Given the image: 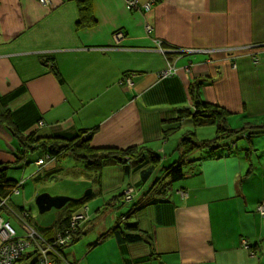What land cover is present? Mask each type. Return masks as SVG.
<instances>
[{
	"label": "crops",
	"instance_id": "crops-1",
	"mask_svg": "<svg viewBox=\"0 0 264 264\" xmlns=\"http://www.w3.org/2000/svg\"><path fill=\"white\" fill-rule=\"evenodd\" d=\"M91 1L95 25L79 29L77 0H0V115L10 113L26 135L94 131V147L146 146L162 160L155 168L131 162L105 168L99 182L86 176L94 182L84 208L85 236L92 237L55 264H264V216L257 211L264 166L253 165L249 134L250 156L235 141L224 151H196L183 180L165 191L156 186L154 203L129 209L161 170L165 176L180 161L178 144L193 126L176 119L192 107L195 80H205V101L231 113L230 127L237 120L233 130L264 125V0H157L150 11H130L127 0ZM119 32L123 38L116 39ZM169 67L176 73L160 78ZM196 134L215 137L213 128ZM18 149L13 132L0 124V163H13ZM40 157L32 170L12 169L11 176H22L21 189L53 170L55 161L39 168ZM37 187L18 210L28 211L42 194ZM125 193H132L130 201ZM101 209V221L93 220L90 214ZM126 223L148 237L119 244L112 233Z\"/></svg>",
	"mask_w": 264,
	"mask_h": 264
},
{
	"label": "trees",
	"instance_id": "trees-1",
	"mask_svg": "<svg viewBox=\"0 0 264 264\" xmlns=\"http://www.w3.org/2000/svg\"><path fill=\"white\" fill-rule=\"evenodd\" d=\"M77 2L80 15L77 24L78 28L93 27L96 21L93 17L92 1L77 0ZM204 83L205 80L202 79L195 80L191 83L190 92L192 96V107L180 111L176 119H190L193 126L191 130L184 133V136L178 144L180 161L175 162L165 169L164 179H158L144 195L143 199L138 202H133L129 208L130 213L133 211L139 212L146 206L154 203L153 201L156 199H153V194L156 186H161V190L165 191L167 189L166 187L169 188L173 183L183 180L187 175L184 168L187 164L191 163L189 158L196 151L205 150L208 151V153L217 152V150L222 148H231V145L234 143L232 140L233 137L239 140L246 134H249L248 136L264 134V125L233 130L229 126V117L231 113L224 107L209 103L202 98L201 87ZM0 124L5 125L11 130L19 142V149L15 156V161L8 164L0 163V199L9 198L7 200L8 203L11 200L13 191L15 189L20 190L23 185L20 179L18 180L11 176L10 173L13 171L12 169L28 166V164L31 163L30 161H32L30 158L33 155H37V153L42 154L39 160L44 161L42 165H38L39 168H43L45 164L57 161L61 157L71 156L74 160L83 164L84 170L89 173L88 175L94 174V182H99L101 173L105 168L117 164H127V162H131L136 164L137 168L146 165H151L155 168L162 160L161 156H158L146 146H132L126 149L94 147L91 144L94 131H80L76 135L68 138L62 136L40 137L37 133L26 135L18 129L10 113L0 115ZM198 128H213L215 137L210 140H199L196 134V129ZM246 151L249 156L254 152L251 146L248 147ZM59 171V169H56L54 171L45 172V176H42L39 180L42 181L43 178L53 179L55 173ZM144 176H147V174H144ZM122 197L130 201V199H132V193L123 194ZM86 200L87 198L82 201L67 203L60 211L61 215L56 220L55 224L46 228L38 226L36 228L30 225L28 212L23 209L19 210V212H15L17 217L20 216L18 214L20 212L24 214L23 221L28 223L32 230L35 231L38 237V239L36 238L38 244H55L54 248L56 253L54 259L51 261L52 264H55L57 261H65V249L74 245L85 236L87 232L86 226L89 222L87 212L84 211ZM76 215H81L82 217L73 224V217ZM112 234L117 239H121L119 244L122 242H138L148 237L146 233L139 230L138 226L127 223L123 228L118 227ZM102 238L104 237L101 236L99 240ZM62 240H67V244L60 245V241Z\"/></svg>",
	"mask_w": 264,
	"mask_h": 264
},
{
	"label": "rangeland",
	"instance_id": "rangeland-1",
	"mask_svg": "<svg viewBox=\"0 0 264 264\" xmlns=\"http://www.w3.org/2000/svg\"><path fill=\"white\" fill-rule=\"evenodd\" d=\"M238 123L237 120H233L232 123V127L233 129L238 128ZM253 139V143L255 145V153L253 155V165L258 168L261 167L262 165L264 166V135H260V136H251ZM233 141H235L237 143V147L238 149H245L248 146V139L245 135H243V137L239 140L236 139V137H233L232 139ZM241 149V150H242ZM239 150V152L241 151ZM218 151H224V149H219ZM241 153V157L242 160H244V153ZM42 155L41 153H37V155H33L30 160L31 163L29 164V170L34 169V164H33V160L39 156ZM24 168L19 169L18 171L22 172ZM59 169V172H62L60 175H57L58 173H55V177H53L54 179H50V178H43V180L39 183L34 182L33 180H30L27 182L26 186L24 188H20V192L21 195L20 196H14V199H12V201L9 203H7L6 205H8V209L4 210L1 212V217L3 218V220L5 222H9L12 227L16 230L17 232V236L19 238H25L27 236L31 235V231L28 230L27 232L23 229V224L21 223L20 219L17 217V214L12 213L9 209H13L14 212L19 210L17 209L18 207L22 206L23 202L25 201H29L31 198V193L33 191V188L38 186L37 189L39 191H41L42 193H48L52 196H67L70 198H74V199H79L81 197H83L88 191L91 190V187L94 185L93 181L87 180L86 176H88L89 173H87V171L84 170L83 164L80 162H77L76 160H74L71 156H65V157H61L59 160L55 161L53 163V170ZM26 170V169H25ZM29 170L25 171L24 174L26 173V175L29 174ZM16 171V170H15ZM18 171L15 172V174H18ZM51 170L47 171L50 172ZM160 174V178L164 176V172L161 170L159 172ZM162 174V176H161ZM39 175H42L43 177L45 176V171L41 172ZM22 178V176L20 177V179ZM56 178V179H55ZM179 182V181H178ZM178 182H175L174 184H177ZM26 197V199H25ZM34 199H32L31 201H33ZM18 204H17V203ZM16 204V205H15ZM26 210H28V215L30 217V225H32L33 227L35 226L37 228L38 227H49L52 226L54 224V222L57 220V218L59 217L60 212L57 209H52L49 212H46L45 214H40L36 204H35V200L26 205ZM106 208V207H102ZM101 209V213H99V215L95 214V213H91L90 216L94 215V219L95 221H101V217L103 216L104 213H106V210L102 211ZM11 212H9V211ZM109 210V209H108ZM107 210V211H108ZM17 212V213H18ZM93 212V211H92ZM20 216L24 215L23 213H18ZM16 215V216H15ZM92 220V221H93ZM94 223V221H93ZM28 224V223H27ZM92 234L88 233L85 237H83L78 243L66 248V251H69L70 249H72L73 247L79 245L81 242H85L87 241V239L91 238ZM95 240V239H94ZM93 240V241H94ZM28 251H31V248L28 249ZM72 261V259H71Z\"/></svg>",
	"mask_w": 264,
	"mask_h": 264
},
{
	"label": "built area",
	"instance_id": "built-area-1",
	"mask_svg": "<svg viewBox=\"0 0 264 264\" xmlns=\"http://www.w3.org/2000/svg\"><path fill=\"white\" fill-rule=\"evenodd\" d=\"M42 4H47L49 0H39ZM157 0H151L145 4H142L139 0H127L126 8L128 10H144L150 11L152 6ZM147 31H151V27L147 26ZM116 39L123 38V33L119 32L115 35ZM176 73L173 68H168L167 70L160 73V78H167ZM129 80V79H128ZM130 82V81H129ZM131 84V82H130ZM40 126L43 122L39 123ZM43 160L37 162L38 165H42ZM20 190L15 189L11 195H19ZM9 199V198H8ZM8 199H0V264H52L51 261L54 259L56 250L54 248L55 244L45 243V245H40L36 241L38 237L32 228L23 221L24 215L18 216L21 223L23 224V229L27 232L30 230L32 233L30 236L25 238H19L17 236L16 230L12 227L9 222H5L1 217V212L8 209ZM12 213L15 212L9 209ZM8 210V211H9ZM9 211V212H10ZM257 211L264 216V203L257 207ZM10 212V213H11ZM16 216V215H15ZM81 215H76L73 217V224L80 219ZM37 238V239H36ZM67 244V240L60 241V245ZM243 246L249 249V245L246 241H243ZM31 248V251L28 249Z\"/></svg>",
	"mask_w": 264,
	"mask_h": 264
},
{
	"label": "water",
	"instance_id": "water-1",
	"mask_svg": "<svg viewBox=\"0 0 264 264\" xmlns=\"http://www.w3.org/2000/svg\"><path fill=\"white\" fill-rule=\"evenodd\" d=\"M89 194L90 193L88 191L83 197L79 199H74L67 196H52L48 193H42L36 197L35 203L40 214H45L46 212H49L52 209H62L69 202L82 201Z\"/></svg>",
	"mask_w": 264,
	"mask_h": 264
}]
</instances>
